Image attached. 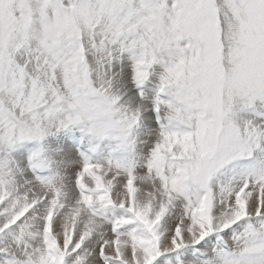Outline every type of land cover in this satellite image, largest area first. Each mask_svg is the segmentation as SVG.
Instances as JSON below:
<instances>
[{"label":"snow or ice","instance_id":"6c2138e0","mask_svg":"<svg viewBox=\"0 0 264 264\" xmlns=\"http://www.w3.org/2000/svg\"><path fill=\"white\" fill-rule=\"evenodd\" d=\"M0 264H264V0H0Z\"/></svg>","mask_w":264,"mask_h":264},{"label":"rangeland","instance_id":"374dc122","mask_svg":"<svg viewBox=\"0 0 264 264\" xmlns=\"http://www.w3.org/2000/svg\"><path fill=\"white\" fill-rule=\"evenodd\" d=\"M42 143L47 150V155L54 160H60L67 156H70L72 159H78L80 152L87 150L89 137L79 126H69L53 129ZM104 143L107 144V141ZM33 146L34 142L32 141H22L16 150L23 149L25 155H27L31 152Z\"/></svg>","mask_w":264,"mask_h":264}]
</instances>
